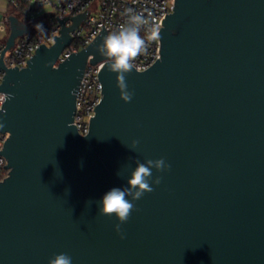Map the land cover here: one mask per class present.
Listing matches in <instances>:
<instances>
[{
    "label": "water",
    "instance_id": "obj_1",
    "mask_svg": "<svg viewBox=\"0 0 264 264\" xmlns=\"http://www.w3.org/2000/svg\"><path fill=\"white\" fill-rule=\"evenodd\" d=\"M88 14L56 17L55 43L22 69L2 60L28 32L9 17L0 264H49L59 253L72 264H264V0H175L160 58L126 75L128 103L97 52L104 25L57 64ZM88 60L104 62L102 97L82 136L73 122ZM161 157L171 167L152 170L161 183L134 202L121 239L99 201L127 186L136 160Z\"/></svg>",
    "mask_w": 264,
    "mask_h": 264
},
{
    "label": "built area",
    "instance_id": "obj_2",
    "mask_svg": "<svg viewBox=\"0 0 264 264\" xmlns=\"http://www.w3.org/2000/svg\"><path fill=\"white\" fill-rule=\"evenodd\" d=\"M8 8L4 13L0 11V33L5 36L0 38V57L1 51L6 47L11 34L10 16L17 18L28 29L27 33L18 35L12 47L7 48L2 60L6 68L19 69L27 67V61L33 58L35 50L44 44L50 47L55 43L54 37L60 35L61 24L58 19L68 16H76L79 13L89 11L87 18L80 23L78 28L71 33L73 41L78 42L80 48L69 49V46L59 57L57 64L64 61L72 53H77L87 47L96 36L99 35L103 25L107 35L117 31L126 23L129 15L142 14L150 24H157L163 28L161 21L165 15L172 13L175 0H60L57 4H52L55 8L53 16L48 17L45 13L40 18H32L30 15L34 10H41L45 6L51 5L50 0H6ZM14 9L19 14L11 12ZM58 19H57V18ZM41 24L44 31H37L35 25ZM72 22L68 20L67 26ZM141 36L147 38L146 31L142 28ZM161 42L159 39L148 42L146 53H142L135 60L136 71L142 72L150 68L158 58H160ZM90 59V58H89ZM56 64V65H57ZM104 62L96 64L88 63L85 68L83 79L76 94V111L74 122L80 135L86 136L89 132L90 119L95 116L94 108L102 97V85L98 78V72L103 67ZM5 71H0V85L2 84ZM2 92V91H0ZM8 138V133L0 131V151ZM8 164L7 158L0 155V182L8 176L9 169L5 168Z\"/></svg>",
    "mask_w": 264,
    "mask_h": 264
},
{
    "label": "clouds",
    "instance_id": "obj_3",
    "mask_svg": "<svg viewBox=\"0 0 264 264\" xmlns=\"http://www.w3.org/2000/svg\"><path fill=\"white\" fill-rule=\"evenodd\" d=\"M37 31L43 32L41 24L35 25ZM142 28L147 33V38L141 36ZM160 26L150 24L142 14H131L124 25L117 31L106 35L100 45L97 46V52L106 60V66L112 73H116L117 87L120 92V99L125 103L131 102L134 93L128 90L126 75L136 70L135 60L142 53H146L148 42L160 40ZM13 94L0 92V113L6 114L4 105L13 99ZM2 121V117H0ZM4 123L0 122V128H4ZM139 143L138 140L132 142V149ZM131 149V150H132ZM135 168L127 179V186L120 188L114 187L107 191L99 201V213L106 216H115L119 221L115 225V231L121 239H125V234L121 225L126 223L132 212L136 210L134 202L141 199L146 193L154 191L152 185H159L161 177H153V169L157 172H163L170 169V165L165 159L152 160L145 162L135 161ZM118 175L120 173L118 172ZM129 197L131 199H129ZM91 205V202H89ZM49 264H72V257L67 253L55 254Z\"/></svg>",
    "mask_w": 264,
    "mask_h": 264
},
{
    "label": "rangeland",
    "instance_id": "obj_4",
    "mask_svg": "<svg viewBox=\"0 0 264 264\" xmlns=\"http://www.w3.org/2000/svg\"><path fill=\"white\" fill-rule=\"evenodd\" d=\"M50 1H51V5L45 6L41 10H37V11L34 10L33 12H31L30 15L32 16V18H40L45 13H52L53 11H55V8L53 7L52 4H57L60 0H50ZM7 8H8V2L6 0H0V11L4 13ZM4 36L5 33H0V38Z\"/></svg>",
    "mask_w": 264,
    "mask_h": 264
},
{
    "label": "trees",
    "instance_id": "obj_5",
    "mask_svg": "<svg viewBox=\"0 0 264 264\" xmlns=\"http://www.w3.org/2000/svg\"><path fill=\"white\" fill-rule=\"evenodd\" d=\"M12 13L18 15L19 13L17 11H15L14 9L11 10ZM72 48H80V45L78 42L74 41L73 44L69 47V49H72Z\"/></svg>",
    "mask_w": 264,
    "mask_h": 264
}]
</instances>
